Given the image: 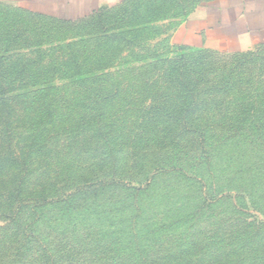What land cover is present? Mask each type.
<instances>
[{
	"label": "rangeland",
	"instance_id": "1",
	"mask_svg": "<svg viewBox=\"0 0 264 264\" xmlns=\"http://www.w3.org/2000/svg\"><path fill=\"white\" fill-rule=\"evenodd\" d=\"M181 3L182 0L177 5L175 0H122L118 5L104 7L98 16L65 24L36 22L27 15L31 11L26 8L0 5L1 13L17 19V28L24 31L26 41L35 45L36 40H42L35 48L45 50L40 55L43 62L30 66L31 77L26 71L22 77H15L10 69L5 81L32 90L51 85L53 89L46 91L44 99L75 98V102L81 99H76L79 95L75 92L95 97L99 90L112 91L111 87L117 85L121 93L113 99L115 105L106 118L113 124L110 135L132 131L148 137L151 124L132 126L137 117L145 121L157 118L160 112L155 113L151 107L164 101L176 106L182 99V94L174 91L175 86L168 84L169 64L161 60L182 53L198 57L191 50H181L173 37L184 19L180 15ZM133 15L148 20L147 27L134 23ZM122 32L128 38L137 36L132 40L137 43L98 47L102 51L101 63L82 67L83 75L108 73V83L90 84L89 79L70 83L61 72L47 70L50 61L59 65L57 62L66 59L71 50H83L77 44L91 34L104 37ZM55 46L59 51L53 49ZM26 51H20L23 59H37V54ZM214 55L216 62H228L231 57ZM247 57L259 61L255 69L259 92L254 94L250 85L236 86L241 91L215 97L223 101L219 109L203 111L204 120L220 123L215 119L222 111L229 118L223 126L204 129L209 159L188 138L160 145L164 147H144V151L133 152L132 157L119 158L118 165L109 160L104 173H98L96 159L83 162L77 166L81 175H73L77 178L74 181L61 182L56 195L48 193V201L36 202L32 196L39 191L35 187L31 197L14 208L13 214L0 215V264H190L193 259L209 256L223 258L227 264H264V47ZM213 66L219 72L227 70L216 63ZM219 72L208 77L214 83L206 86L217 83ZM189 75L195 79L198 73ZM29 96L39 97L33 93ZM14 125L16 140L34 129L20 114L14 118ZM100 153L98 149L94 156ZM159 165L164 168H157ZM72 168L78 173L76 167ZM25 169L29 180L34 181L43 170L42 161L33 155ZM97 174H104L113 183L100 185ZM45 180L46 184L52 182ZM37 185L42 189L40 182ZM259 219L263 224H258Z\"/></svg>",
	"mask_w": 264,
	"mask_h": 264
},
{
	"label": "trees",
	"instance_id": "2",
	"mask_svg": "<svg viewBox=\"0 0 264 264\" xmlns=\"http://www.w3.org/2000/svg\"><path fill=\"white\" fill-rule=\"evenodd\" d=\"M175 1L177 5L179 0ZM200 1L182 0L180 15L185 18ZM3 4L5 3H0V5ZM103 8L93 11L90 15L78 21L56 20L32 11H27L26 13L36 22L45 21L65 24L83 22L98 16L103 11ZM20 10L24 11L23 9ZM137 11L140 13V10L137 9ZM13 16L0 12V191L3 193V195L0 194L2 201L0 208L5 209L0 211L1 216H7V212L8 214H13L14 208L22 206L31 197L30 195H32L31 193L35 190V187L39 191L32 196L36 199V202L44 203L48 201L50 198L48 193L51 192L56 195L61 188L59 186L61 182L74 181L76 177L73 175H81L77 166L83 162L96 159L97 163L101 165L97 164L100 170H98V173H104L103 169L109 160L117 162L118 165L119 158L132 157L133 152L144 151V147L166 145V143H173L174 140L180 141L188 138H191L190 144L193 147L195 146L200 154L209 159L211 155L207 150L204 129L206 126L212 125L223 126L226 121H229V118L222 111L220 118L215 119L220 120V123L213 120H204L201 115L203 111L211 112L214 109H219L223 105V101L215 97L229 91H241L236 86L250 85L254 88V94L259 92V89H257V78L255 79L257 74L255 69L259 61L257 58L254 61L250 60L247 56L255 54L256 49L260 47L244 53L221 54L179 45L181 50H191V52L198 54V57L189 58V55L182 53L179 57L161 60L169 64L167 75L171 79L168 84L175 86L174 91L183 95L179 96L182 99H179V103L176 104L177 107L174 105L172 107L168 106V103L164 101L162 105L151 107L152 110H156L154 111L155 113L160 112L157 118H147L146 120L148 121H145L137 117L132 126L139 127L143 124H151L148 137L142 138V136L132 131L130 133L117 134V136L113 137L110 135L113 124L112 122H107L106 118L108 116L107 113L111 112L110 109L115 105L113 99L117 98L118 94L121 93L117 85H115V88L111 87L112 91L99 90L95 93V97L87 96L85 93L84 96H80L78 92H75V94L79 95V97L76 95V99L81 98L75 102L72 100L75 98L59 99L50 97L47 100L44 99L45 95H47L46 91L53 89L51 85L32 90L28 89L26 85L16 87L11 82L5 81L10 69L14 70L15 77H20L25 71L28 73L27 77H31L32 74L29 73L31 70L30 66L33 67L39 62H43L40 55L45 51H39V48H35L36 45L39 46L43 43L42 40H36L35 45L29 40L26 41L24 31H19L17 28L18 21ZM130 18L132 16L127 19ZM133 21L138 25H142L143 28H146L148 24V20L145 21V19L134 15ZM136 37L128 38L123 32L120 35L109 34L104 37L103 35L97 37L91 34L88 39L77 44L83 50L80 51L78 47L73 51L71 50L67 54L66 59L62 57L64 60L57 62L59 65L55 64L56 62L54 61H50V67L47 70L61 72L64 77L68 78L70 83H74L76 80L83 83L84 79H89L90 84L98 81L106 84L109 82L108 73L96 74L90 72L83 75L82 67L87 63H101L100 53L102 51L100 52L98 47L107 49L113 43L135 45L137 42L132 40L136 39ZM19 44L25 46H18ZM25 49L27 53L37 54V59H23L20 51ZM53 49L58 50L59 47L55 46ZM214 54H219L220 56L230 55L231 57H229L230 60L228 62H222L218 59L216 62ZM25 55L27 54L25 53ZM104 57L107 58L105 55ZM17 61L21 63L18 65ZM15 62L17 65L13 64ZM214 63L220 68H227V70L225 72L214 70ZM247 63H252L256 66L255 68L254 66L252 68L250 66L246 67ZM192 67H195V69L191 70ZM200 68L201 70L199 71ZM253 69L254 72H252ZM191 72L198 73L195 79L190 77L189 74ZM213 72L220 73L216 77L217 83L206 86L210 82L214 83L208 78ZM32 93L39 95V97L32 98L29 96ZM56 93H58V90ZM209 95L214 98L209 99ZM29 97L32 99H29ZM71 104L73 106H70ZM213 106L217 108H212ZM76 107L78 108L76 109ZM218 111L219 113L221 112V110ZM18 114L25 116L27 123L34 129L30 134L23 137L18 136L16 140L14 118H17ZM99 142H101V146H99ZM23 149L26 150L24 151ZM98 149H101V153L99 156H94L97 155ZM91 151L97 152L93 155ZM125 153H128V155ZM33 155L42 161L43 167L42 172L34 181L29 180L28 174L25 172L28 161ZM52 166L56 170L52 169ZM73 166L77 168L78 173L72 168ZM111 167H113L112 164ZM157 168L163 169L164 167L159 165ZM103 175L97 174V182L100 185L113 183L112 179ZM45 179L52 182L46 184L47 180ZM37 182H40L42 189H38ZM258 224H263V221L259 219ZM190 264H227V262L223 258L209 256V258L204 259H193Z\"/></svg>",
	"mask_w": 264,
	"mask_h": 264
},
{
	"label": "crops",
	"instance_id": "3",
	"mask_svg": "<svg viewBox=\"0 0 264 264\" xmlns=\"http://www.w3.org/2000/svg\"><path fill=\"white\" fill-rule=\"evenodd\" d=\"M122 0H0L56 20L78 21ZM179 45L221 54L264 46V0H201L179 23Z\"/></svg>",
	"mask_w": 264,
	"mask_h": 264
}]
</instances>
